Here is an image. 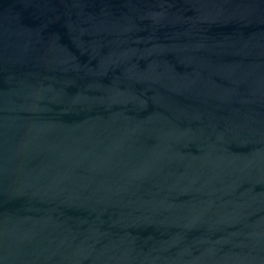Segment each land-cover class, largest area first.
<instances>
[{"label":"water","instance_id":"1","mask_svg":"<svg viewBox=\"0 0 264 264\" xmlns=\"http://www.w3.org/2000/svg\"><path fill=\"white\" fill-rule=\"evenodd\" d=\"M0 264H264V0H0Z\"/></svg>","mask_w":264,"mask_h":264}]
</instances>
